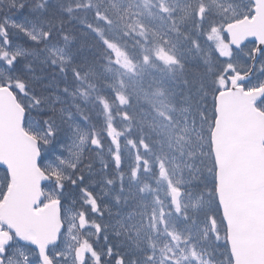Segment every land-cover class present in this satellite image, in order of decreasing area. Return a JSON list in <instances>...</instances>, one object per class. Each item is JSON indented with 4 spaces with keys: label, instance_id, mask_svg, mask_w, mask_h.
<instances>
[{
    "label": "trees",
    "instance_id": "trees-1",
    "mask_svg": "<svg viewBox=\"0 0 264 264\" xmlns=\"http://www.w3.org/2000/svg\"><path fill=\"white\" fill-rule=\"evenodd\" d=\"M180 1L185 4V12L179 11L177 8L168 9L167 14H162L161 17L166 24L169 40L176 41L178 45L183 43L182 50L189 49L190 55L192 54L194 57L188 65L185 62L186 59H181L178 56L183 66H172L174 71L171 78L172 83H174L172 95L175 97L172 101L175 103L177 111L184 113L187 117V120H184L183 123L187 129L191 130L189 132L192 135L190 141L179 140L174 153L179 150L190 149L191 152L197 155L195 165L182 170L188 183L185 188V195L196 205L195 213L189 214V216L195 219L196 223L192 224V219H189L186 225L180 223L178 229L185 230V227L186 229L193 227L201 230V240L205 243L204 248L201 247V251L205 262L208 264H231L226 244L220 239L216 241L210 230L211 222H214L218 235L224 234V226L215 199L214 174L208 138L213 121V98L224 88L226 78L231 73L247 69L248 65L246 60L239 61L236 64L237 55L228 50L226 39L221 33L225 22L223 15L213 14L212 11H216L209 6L207 0ZM14 3L16 7L12 8L8 0H3L0 7L6 14H12L19 7L21 15L41 26L45 33H56L57 35L51 38L49 36L48 40L62 45L70 57L69 64L63 68L53 65L44 66L37 62L32 64V59L16 60L12 64L11 76L13 83L15 86H21L24 91L34 96L35 99L49 100L53 98L54 100L58 96L66 99L68 93H75L76 99L68 101L71 105H83L84 95H87L91 102L98 101L97 97L91 96L93 90L98 86H96L94 80L89 81V79L93 73L110 65L109 61L112 58V53L106 48L101 37L115 41L133 60H139L140 58L139 49L143 43V37L139 35L141 29L139 27L129 28L126 30L129 33L128 36L121 35L120 39L117 40L116 33L108 32L106 26L102 23L97 24L95 12L97 9L103 11L101 7L85 6L84 0H14ZM20 5H23V7L21 8ZM201 6L205 11L202 14L203 18L199 20L197 12ZM70 9L71 11H69ZM188 12L189 14H187ZM169 13L176 17L175 22L179 25L178 32L170 30L173 20L169 16L167 17ZM88 25L93 27L89 28ZM60 26H63V32L56 30ZM93 28L95 31H93ZM101 29L104 30L101 31ZM120 32L122 33L121 30ZM60 33L64 34L59 36ZM64 37H67V39ZM146 37L151 45L155 46L156 42H160L159 38L152 37L149 32H147ZM217 42L223 43L222 45L226 48L222 51ZM22 43L29 46L25 41H22ZM74 69L80 72L79 79L74 74ZM164 69L161 67V70ZM107 100L109 102L114 101L113 97ZM180 109H187V111H181ZM27 111L29 115L33 114L29 108H27ZM94 111L98 112V109L94 108ZM34 114L44 126L46 118H51L49 122L54 120L53 127L57 129V132L62 131L64 123L58 112V105H53L49 109L45 107L43 113ZM97 117H100V114ZM118 117L121 119L120 115ZM95 125L97 129L102 127L99 124ZM123 139L127 142L131 138L127 135ZM138 139L139 136L135 133L134 140L137 141V150L141 152ZM196 151H200L199 154ZM191 156H188V158ZM149 159L152 162L151 158ZM84 165L74 170L70 180L63 183L62 191L68 193L73 202L76 203L77 212L82 220L85 214H88L89 218L94 223L96 222L95 227L94 223L92 224L93 227H90L93 231H99L96 240L92 244L94 246L93 251L95 253L100 252L102 255L115 256L118 261L123 258V264H129L130 258H135L136 264H141L143 253L147 250L146 248H140L143 251L133 249V240L137 239L138 236L135 233H128L123 230L114 237L107 231V224L102 223L107 216V208H110L111 213L121 219L130 212H136V208L131 207L130 200L126 204L122 200L119 206L112 201L120 183L118 174L115 175L109 167L107 172L99 175L101 165L99 159L94 161L91 168L92 173H88ZM124 169H128V167H124ZM123 172L126 177L129 175L125 170ZM79 175L85 176L84 181L78 179ZM105 177L112 179L114 184L108 185ZM73 181H75V184H73ZM128 183V180L125 179L127 188ZM145 184L147 185V183ZM84 189H87V192H90L92 198L95 199V210ZM189 189L193 190L191 198L187 194ZM125 194L127 193L121 195ZM200 194H203L204 199H202L205 202L209 201V204L205 205L207 209L203 211L196 203V198ZM85 202L90 204L87 205ZM142 211L145 210L140 206L138 212ZM117 222L116 224H118ZM125 222H128V220L124 219L123 223ZM203 230L208 232L207 235L203 234ZM80 235L83 239V234L80 233ZM141 236L146 241V234ZM189 251L190 249L187 253Z\"/></svg>",
    "mask_w": 264,
    "mask_h": 264
},
{
    "label": "rangeland",
    "instance_id": "rangeland-1",
    "mask_svg": "<svg viewBox=\"0 0 264 264\" xmlns=\"http://www.w3.org/2000/svg\"><path fill=\"white\" fill-rule=\"evenodd\" d=\"M139 2H144L139 6L135 3V0H84L85 6H92V7H101L103 10H107L109 15H112L116 12V9H127L128 10V16L125 20L121 21V24L118 26L120 30L126 31L129 29L127 25H132L133 21L140 20L142 23L147 26V28L151 29L149 32L150 35L154 38H159L160 42H156V45H162V37L166 34L168 37V34L166 32V24L161 19V14L152 13V8L149 7V4L146 3L147 0H138ZM209 6L216 10L217 12L212 11L213 14L218 15V13L224 15L225 19H233V20H240L244 17H248L251 14L252 5L249 0H207ZM172 4V6L176 7L179 11L185 12L186 7L185 4L182 1L179 0H167L166 5ZM171 6V5H170ZM0 12H4V10L0 7ZM168 12V11H167ZM189 14V12L187 13ZM12 15L15 17L8 18L6 21V24L1 23L0 24V87H5V85H10L13 91L19 96L21 101H19V104L24 108H29L33 114H31V119L27 121L26 125V131H28L31 135L34 137H37L40 139L41 143V154H42V162L40 163V167L46 171L49 175H51L55 180L54 184L46 187V198L47 200H53V199H59L68 203H73L72 199L69 195L65 194L62 191V182L66 181L71 173L77 169L81 164L83 163V160L85 159V156L83 155L84 152L88 148L89 155H94L97 159H104L106 157H111L114 153L118 155H128L131 157L133 161L134 167H136V161H135V155L134 151L137 149H133L131 145H129L125 140L122 141L121 137L118 136L116 139L118 140L119 144V150L117 152V145H113L111 143V138L107 136V125H108V116L110 115L112 117V125L113 121L115 119V111H117L119 108L114 107L113 103H110L112 106L109 110V112L106 114L103 106L101 104L99 105H91L89 103V98L87 95H84V104L83 105H71L68 101H73V99H76L75 93H68L69 95L66 97H58L49 100H43V99H35L34 96L29 95L26 91H24L23 88L20 86H16L12 84L11 77L9 75V70L11 69V64L8 63L9 60L5 59L4 57L8 54L16 55L17 57L26 59H32V64H42L44 66H48V59L46 55H50V49H46L44 51H34L31 50L29 46H23L18 39L22 37V35L28 36L31 40H40L41 33L38 32V28L34 27L32 23L27 21V18H23L21 15V10L19 7L16 8V10L13 11ZM200 20V19H199ZM182 26V25H180ZM132 29V27H131ZM22 34V35H21ZM147 35V32H146ZM17 36H19L17 38ZM143 37V41L145 39V36ZM140 38V37H139ZM169 39V38H168ZM216 39V38H215ZM141 40V39H140ZM11 43V44H10ZM220 46V49L223 51L226 47H224L222 44L217 42ZM174 45V53L178 57L180 56L181 59H186L185 62L190 64V61L194 59L192 54L190 55L189 49L182 50L183 43L181 45H178L176 41H170L169 45H163V47L167 50L169 47ZM154 46V45H152ZM23 47L24 50L21 48ZM180 48V50H179ZM53 51V49H51ZM141 51L142 49H139V55L141 57ZM228 51V50H227ZM252 49L245 50L240 56L236 58V64L239 63V61L246 60L248 61V58L250 56V52ZM59 50H56V56L59 54ZM187 52V53H186ZM186 53V54H185ZM179 54V55H178ZM140 60V59H139ZM198 60V59H197ZM138 61V60H134ZM153 64L155 67H149L144 69V71L141 74V77L135 78L136 80H140L142 78L143 82V88L147 89L149 92L152 91L153 88L156 87L155 80L163 79L164 86L166 88V92L171 94V99L174 100V95H172V87L174 83H172V76L173 71L171 70L169 72L168 69L161 70V67H163L162 64L158 60H153ZM260 67V68H259ZM259 67L255 75V79L252 82L250 89H255L258 87H261L264 85V55L261 59V62L259 63ZM164 68V67H163ZM108 69H113V71H108ZM139 70V69H138ZM121 72L122 78L126 80V82L129 84L130 89L133 85V79L123 76V70H119ZM145 75V76H144ZM94 80L96 85L106 88V85L109 83H114L116 80V65L112 64V66L101 69L95 73L92 74L89 81ZM259 89V88H258ZM112 91V90H111ZM113 93V91H112ZM99 94L97 90H93V93L91 96L96 97V95ZM115 101V97H113ZM151 99L156 100L159 99V97H151ZM136 101L142 103L147 107V109L140 108L139 104L134 103L132 104V108H135L134 115L139 118V121L133 120L134 129L139 130L141 128V122L145 128L143 131L145 133H148L150 131V122H153L155 119H162L161 117L157 116L153 107L147 102V100L144 99V93L137 91L136 95ZM53 105H58V112L61 115L60 110H63V113H71L72 114V120L69 122H66L67 116H62V119L64 121L63 129L61 132H56V135L54 137L48 138V144L45 145L44 139L46 137V129L44 124H40L38 118L35 116L34 113H43L45 111V107L49 109ZM94 108L98 109V112L100 114V121L101 126L105 127L102 131L100 130L99 133L97 132H90L89 126L92 122V124H95V121H97V116H91V114H94ZM264 110V102L261 107ZM137 109V110H136ZM167 113V109H162ZM173 116L176 120L180 122L179 127L181 129L185 128L183 121L185 120V114L182 112H174ZM69 123L73 127H69ZM187 128V127H186ZM73 129H75L80 135L87 134V138L85 139L84 143L80 145L78 148L72 149V152H69L68 146L72 143L73 140ZM80 135H76L75 139L77 144H79ZM181 135L184 136V140L190 141V135L191 132H181ZM95 137L100 141V147L96 148L91 144V140ZM157 139L155 138L153 140ZM177 139L173 137L172 139V148L167 147V142L164 145V151L167 153V161L165 163V167L167 169V174L169 177V180L173 184H175L176 180H180L181 187L183 189L186 188L185 181H183L181 177V170L182 168H186L188 164H191L192 166L196 163V154L191 152L190 149L185 150L181 152L180 154V161L177 162V154L178 152L174 153V150L177 148ZM104 145V146H103ZM92 146V147H90ZM106 146V147H105ZM159 151V146L153 145V153L149 154L144 152V154L151 158L152 162L150 167V171L144 172V164L140 162V174L139 178L135 183H132V191L136 192L135 185L138 184L141 187H143V183L147 181V188L145 189V192L143 194H140L138 191L136 192V197L134 199H131V207L136 208V213L138 212V209L140 208V203L143 201L144 204L147 205V211H149V219L148 223H151V209L156 208L157 209V215H156V224H157V230L152 231L150 228H143L138 238L133 240L134 241V247L133 249L137 250V244L136 241H139V248H146L147 252H152L155 250L156 257L158 260H162L163 256L166 254H169L167 252L168 247H172L174 250L177 251V255L179 256V250L176 249V244L173 243L172 236L169 235V233H173L174 235L180 236V247L184 249V255L189 256V259L187 261L181 260L180 264H197V260H193L187 251L189 250V245L193 246V249L197 253V258L199 261V264H208L205 262V259L203 258V254L201 251V247L204 248L205 243L201 240V230L195 229L193 227H190L185 230L178 229V226L180 223H188V221H185L183 218L184 211L183 205H187L186 211H196L195 208L192 207L194 204L192 201L187 199H181L182 204V211L180 214H176L174 210V206H172L170 202V196H169V186L168 181L164 180L159 175V161L156 159V153ZM189 152L192 153V156L188 158ZM198 154L200 151H196ZM97 159H93L92 161H96ZM90 162V161H89ZM92 163V162H90ZM100 171L98 174H103V162L100 161ZM108 163H105L107 165ZM92 165H90V170L92 168ZM133 167V168H134ZM153 177H155V188L150 187V183L153 180ZM7 188V181L5 179L4 173L0 172V201L2 197L4 196ZM156 198H159V200L162 202L161 205H156L155 201ZM186 198V197H185ZM204 199V198H203ZM203 199L196 198V203L200 210H206V204H209V201L205 202ZM115 202V200H112ZM85 204L89 205V202H85ZM73 205V204H72ZM167 205L166 212H170L171 215H165V224L161 225L159 223V208L161 206ZM145 210V209H144ZM107 216L104 220V222L107 224V231L112 236H117L120 232L123 230H126L128 233H135L134 231H130L128 229L129 223L135 222V220H140L143 222V219L137 215L134 218V221H128L123 223V227L120 226V224H116L118 220H121L120 217L116 216L115 214L111 213V209H106ZM67 215L68 219L70 220L69 223V231L63 239V248L60 250L52 251V256H63L64 263L60 264H86L88 262L89 258H92L91 251L89 249L88 242L91 240L89 237L88 240H86V243L81 246V251L76 254V247L80 244V240L78 239V233H77V220L75 219L73 206L69 204V207L67 209ZM174 217V218H173ZM89 216L88 214H85V217L83 219V222L80 224L82 225V229L85 230L87 228L93 227V222H89ZM210 230L212 231V235L214 236L215 240L218 241L219 239L225 243V232L222 235H218L217 233V227L214 224V222H211ZM209 231V230H208ZM207 231L203 230V234L207 235ZM136 234V233H135ZM146 234V241L145 238H142L141 235ZM184 234V236H183ZM210 234V233H209ZM137 235V234H136ZM151 235V236H150ZM211 235V234H210ZM211 235V236H212ZM188 238V243H183L184 239ZM93 250V249H92ZM9 260L7 264H40L37 254L29 248L22 247L19 244H14L9 250ZM93 259V258H92ZM109 261L113 262V257H110ZM93 263H97V260L94 259ZM117 264V263H116Z\"/></svg>",
    "mask_w": 264,
    "mask_h": 264
},
{
    "label": "water",
    "instance_id": "water-1",
    "mask_svg": "<svg viewBox=\"0 0 264 264\" xmlns=\"http://www.w3.org/2000/svg\"><path fill=\"white\" fill-rule=\"evenodd\" d=\"M252 20L230 24L223 30L229 45L239 51L255 43L251 70L229 79V90L215 99L211 145L216 168V196L226 226L233 264H264V115L256 105L264 88L246 93L247 83L264 48V0H252ZM24 112L7 89H0V167L10 186L0 205V224L19 243L38 251L42 264H50L47 250L58 244L62 232L59 204L43 201L40 188L49 183L38 169L34 140L22 132ZM8 237H0V254Z\"/></svg>",
    "mask_w": 264,
    "mask_h": 264
},
{
    "label": "snow or ice",
    "instance_id": "snow-or-ice-1",
    "mask_svg": "<svg viewBox=\"0 0 264 264\" xmlns=\"http://www.w3.org/2000/svg\"><path fill=\"white\" fill-rule=\"evenodd\" d=\"M3 3V0H0V4ZM8 3L10 7L15 8L16 5L14 3V0H8ZM22 8L23 5H20ZM71 11V9L69 10ZM205 11L203 6H201L200 10L197 12L198 19H202V14ZM97 24H103L106 26L108 32L116 33V39L119 40L121 35L122 36H128L127 31L120 32V28L118 27L121 24V21L125 20L128 16V10L124 9H116V12L112 15H109L107 10H100L97 9L95 12ZM169 18L173 20V23L170 25V30L173 32H178L179 25L175 22L176 17H173L171 13H169ZM7 19V18H5ZM137 27L141 29L139 35L145 36V39L143 43L141 44V57L140 60L134 61L125 51L124 49L117 44L115 41H110L109 39L105 37H101L104 45L106 48L112 53V58L110 59V63L116 65V80L114 83H109L107 86L113 91L115 102L120 106L121 112L119 115L121 118L125 121H128L127 127L125 128V132H128L134 128L133 120L139 121V118L136 117L133 113L129 111L130 107V100L132 97H134L137 94V91L144 93V99L147 100V102L153 107L155 113L157 116L161 117L162 119H155L153 122H150V131L148 133H145L143 131V124L141 122V128H140V134L138 139V144L140 149L143 150V152L152 154L153 153V145L159 146V151L156 153V159L159 161V175L164 180L168 181L169 186V196L171 198V204L174 206V210L176 214H180L182 211V204L181 199L185 195V190L180 186L181 181L176 180L175 184L169 180L167 169L165 167V163L167 161V153L164 151V145L167 142V147L172 148V139L175 137L177 141L183 140L184 136L181 135V132H187L191 131L190 129H187L186 127L181 129L179 127L180 122L176 120L173 116V113L177 111L175 103L171 99V94L166 92V88L163 83V79L155 80L156 87L152 89L151 92H149L147 89L143 88V82L142 78L140 80H136L135 78L141 77L142 72L144 69L149 67H155L153 64V60H158L160 64L163 65L165 69H168L169 72L172 69L173 65H179L182 67L179 58L174 53V45L169 47L167 50L163 47V45H169L170 40L168 39L167 35L165 34L162 37V45H156L152 46L150 42L148 41L146 37V32H150L151 29L147 28L142 21L137 20L136 21ZM89 28H92V25H88ZM127 27L131 28L132 25H127ZM104 29H101L103 31ZM93 31L95 29L93 28ZM51 33H45V39H47ZM67 39V37H64ZM195 43V42H194ZM260 52L264 54V48L260 49ZM123 70V76H127L131 79H133V85L130 86L126 82L125 79L122 78L121 72L119 70ZM139 69V70H138ZM63 71V69H61ZM108 71H113V69H108ZM74 74L79 79L81 74L79 71L74 69ZM84 94L83 92L81 93ZM159 97V99L153 100L151 97ZM99 103L103 106V109L105 113L107 114L111 108L110 102L104 97V96H98L97 97ZM162 109H167V113L163 111ZM181 111H187V109H180ZM61 115L67 116L66 122H69L72 120V114L71 113H63V110H60ZM51 118H46L45 120V129H46V137L44 139L45 145L48 144V138L54 137L56 135L57 129L53 127L54 120L52 122H49ZM185 120H187V117H185ZM69 127H73L69 123ZM122 132H117L116 129L112 125V117L108 116V125H107V136L111 138V143L113 145H117V152L119 150V144L116 137L123 135ZM76 135H80L75 129H73V140L72 143L68 146L69 152H72V149L78 148L80 145H82L87 138V134L80 135L79 144L76 142ZM156 136L157 139L153 140L152 137ZM127 143L132 146L133 149L137 148V141L133 139H128ZM91 144L99 148L100 147V141L93 137L91 140ZM189 156H191V152H189ZM112 159L115 162V167L118 170L117 174L120 178V183L117 189V192L114 196V200L116 204L119 206L121 201L126 204L130 199H134L136 197V192H133L130 188H127L125 185V179L128 180L129 183H135L140 174V162L143 160L144 172L150 171L149 167V161L144 159L142 155L137 153L135 155V161H136V167L132 168L130 171V174L126 177L125 173L123 171H119L121 167V161L118 154L114 153L112 155ZM90 167V166H89ZM188 168H191L192 165L188 164ZM107 169V165H105V170ZM78 179L81 181H84L85 176L79 175ZM106 183L108 185H113L114 181L112 179H108L105 177ZM73 184H75V181H73ZM147 188V185H144L143 187L139 188L137 191L140 194H143L145 192V189ZM86 194L90 198V203L93 206V209L95 210L96 207V201L94 198H92V194L90 192H87V189H84ZM192 189L188 190V196L191 198L192 196ZM127 193L125 195H121ZM199 199L203 198V194H200ZM156 205H161V201L159 198H156L155 201ZM140 206L145 209V211H142L140 213H136L135 211L130 212L127 214L126 217L122 218L117 223L120 224L121 227H123V220L127 219L128 221H134V218L139 215L142 217L143 222L140 220H135V222L129 223L128 228L130 231H134L137 236L139 235L140 231L143 228H150L153 232L157 230V224H156V215H157V209L153 208L151 209V223H148L149 219V212L147 211V205L141 201ZM195 204L192 205L193 208H195ZM187 205H183L184 215L183 219L185 221H188L189 219H192V224H195L196 221L193 218H190L188 212L186 211ZM167 205L161 206L159 208V223L161 225L165 224V215H171L170 212H166ZM170 236H172L173 243L176 244V249L179 250L180 255H177V251L174 250L172 247L167 248V252L169 254H166L163 256L162 260H158L156 257V252L153 250L152 252H144L143 253V259L141 261V264H180L181 260L187 261L189 259V256L184 255V249L180 247V236L174 235L173 233H169ZM183 243H188V238H185ZM137 244V251H143L139 248V241H136ZM190 249V256L193 260H197V264H199L197 253L193 249V246L189 245ZM9 254L4 253L0 254V264H7L9 260ZM118 264H123V258H120L118 261ZM129 264H136L135 258L129 259Z\"/></svg>",
    "mask_w": 264,
    "mask_h": 264
},
{
    "label": "bare ground",
    "instance_id": "bare-ground-1",
    "mask_svg": "<svg viewBox=\"0 0 264 264\" xmlns=\"http://www.w3.org/2000/svg\"><path fill=\"white\" fill-rule=\"evenodd\" d=\"M56 30H61V31L63 32V31H64V28H63V26H60V27H57ZM63 34H64V33H60L59 36H61V35H63ZM55 35H57V34H56V33H52V34L50 35L49 38H51V37H53V36H55Z\"/></svg>",
    "mask_w": 264,
    "mask_h": 264
}]
</instances>
